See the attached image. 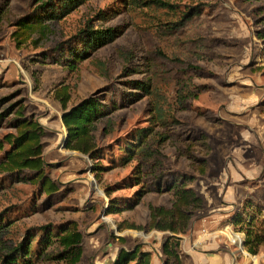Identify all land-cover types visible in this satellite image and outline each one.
<instances>
[{"label":"rangeland","instance_id":"1","mask_svg":"<svg viewBox=\"0 0 264 264\" xmlns=\"http://www.w3.org/2000/svg\"><path fill=\"white\" fill-rule=\"evenodd\" d=\"M52 1L0 0V138L15 133L17 110L31 115L44 129L45 172L56 187L48 196L31 173L10 178L0 167V260L24 244L27 256L16 264H70L58 257V239L60 227H71L82 238L78 264H113L136 245L151 264H164L168 234L150 229L149 206L168 208L170 195L108 210L144 184L138 161L124 162L116 144L145 129V144L159 152L152 169L192 176L187 186L202 199L179 235L181 264H264V246L248 253L232 223L248 200L264 205V0H71L44 21L46 35L17 28L23 17L50 18ZM108 29L115 39L76 71L54 63L56 50L80 45L81 31ZM140 82L146 91L134 89ZM62 88L68 108L91 95L115 103L96 124L95 160L66 148ZM126 93L135 99L123 101ZM200 136L208 151L193 146ZM190 157L205 160L204 174Z\"/></svg>","mask_w":264,"mask_h":264},{"label":"trees","instance_id":"2","mask_svg":"<svg viewBox=\"0 0 264 264\" xmlns=\"http://www.w3.org/2000/svg\"><path fill=\"white\" fill-rule=\"evenodd\" d=\"M71 2V0H53L48 6L50 13H54L50 18H46L45 15L23 17L17 22V28L23 31L25 35H46L47 28L44 21L55 19L57 15L68 11ZM195 14L197 16L198 11ZM191 19L192 15H187L186 20L177 25L178 28L183 27L184 23ZM115 37L116 35L112 29L81 31L78 36L80 45L75 48L67 46L64 49L56 50L58 55L56 60L53 61L67 72H74L80 63L88 58L89 51H94L111 43ZM133 85H135L134 89L136 90L146 91L147 89V87L144 88L142 83ZM56 95L63 110L62 123L67 132L66 148L95 160V158H98L97 155L100 151V148L95 145L93 136L96 124L110 112L111 107L115 109V103H109L91 95L68 108V90L62 88ZM125 96V98L121 97L123 101L135 99V95L132 93H126ZM8 112V115H10L12 111L8 109ZM3 116V114H0V125ZM14 116L15 118L9 120V122L15 128V133L9 132L0 138L1 171L10 175V178L27 171L32 174L31 180L36 182L45 194L52 195L55 193L56 187L55 182L45 172L49 164L43 159L41 139L44 136V129L25 110H17ZM148 131L145 129L139 130L128 141L116 144L118 153L121 154L124 162L138 161L140 177L144 180V184L132 199L123 201L121 207L118 204L112 206L113 200H110L111 206L108 207V210L113 207L115 213H118L123 209H133L146 194L170 195L172 200L168 208L149 206V226L152 230L168 234L161 247L164 256L163 263L181 264L179 235H184L188 231L193 213L202 208V199L187 186V182L192 179V176H186L185 174L177 176L178 173L163 169L155 171L152 169L153 163L149 162L150 158L159 155V152L156 148L150 147L147 143L145 144ZM192 142H194L193 146L196 144L205 147L206 151L209 149L203 136L192 138ZM188 159L193 160L198 165L197 172L204 174L205 160L191 157ZM97 170V166H94V172ZM232 223L245 234L244 247L248 253L256 254L260 247L264 246V205L248 200L242 206L241 211L233 215ZM60 228L62 234L58 241L64 252L58 257L67 259L70 264H78L82 256L81 234L75 228ZM23 256H27V248L24 244H20L9 256L3 257L0 264H16L18 258ZM113 264H151V254L143 251L140 245H136L131 250L121 249Z\"/></svg>","mask_w":264,"mask_h":264},{"label":"crops","instance_id":"3","mask_svg":"<svg viewBox=\"0 0 264 264\" xmlns=\"http://www.w3.org/2000/svg\"><path fill=\"white\" fill-rule=\"evenodd\" d=\"M197 254H199V256H192V258H193V259L196 258V259H198V261L200 262V261L202 260V259L200 258V255H201V254H200V253H197ZM190 255H191V254H190Z\"/></svg>","mask_w":264,"mask_h":264},{"label":"water","instance_id":"4","mask_svg":"<svg viewBox=\"0 0 264 264\" xmlns=\"http://www.w3.org/2000/svg\"><path fill=\"white\" fill-rule=\"evenodd\" d=\"M65 139H66V136H65Z\"/></svg>","mask_w":264,"mask_h":264},{"label":"bare ground","instance_id":"5","mask_svg":"<svg viewBox=\"0 0 264 264\" xmlns=\"http://www.w3.org/2000/svg\"><path fill=\"white\" fill-rule=\"evenodd\" d=\"M233 241H234V239H233Z\"/></svg>","mask_w":264,"mask_h":264}]
</instances>
